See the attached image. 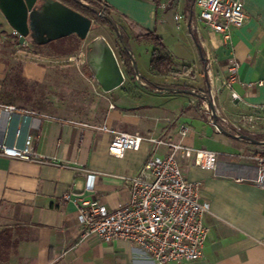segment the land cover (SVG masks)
<instances>
[{
    "label": "crops",
    "instance_id": "crops-1",
    "mask_svg": "<svg viewBox=\"0 0 264 264\" xmlns=\"http://www.w3.org/2000/svg\"><path fill=\"white\" fill-rule=\"evenodd\" d=\"M101 1L125 24L118 26L140 76L125 75V83L109 94L100 90L86 64L62 59L85 53L87 40L72 36L77 49L66 54L52 53L50 44L37 48L40 57L26 54L0 12V106L38 117L32 152L41 158L39 163L0 157V233L15 245L0 264H157L129 242L83 239L77 207L62 201L72 193L95 198L110 210L126 203L130 189L121 178L141 170L151 152L149 138L163 141L158 156L167 155L171 144L218 154L213 171L195 166L192 159H178L186 180L202 185L199 198L209 205L204 217L208 234L201 259L168 264H264V190L255 185L256 158L264 156V145L221 134L205 101L167 91L208 93L226 132L244 131L264 142V0H240L247 19L232 32L231 45L207 28L191 30L188 0H179L176 7L172 0ZM119 16L162 39L175 75L150 71L153 45L136 41ZM207 56L215 61L211 76ZM232 57L239 62L238 75L225 87V66ZM232 92L239 101L231 100ZM243 117H252L259 128L251 130ZM102 126L109 132L99 130ZM115 133L140 135L139 150L111 155ZM86 171L99 174L89 194L84 192Z\"/></svg>",
    "mask_w": 264,
    "mask_h": 264
},
{
    "label": "built area",
    "instance_id": "built-area-1",
    "mask_svg": "<svg viewBox=\"0 0 264 264\" xmlns=\"http://www.w3.org/2000/svg\"><path fill=\"white\" fill-rule=\"evenodd\" d=\"M192 7L195 13L190 22L191 30L200 32L207 28L212 34L219 35L225 45H231L232 32L242 28L247 19L240 0H193ZM161 8L166 9L168 5L162 4ZM11 35L18 42L20 35L14 31ZM17 47L26 54L40 57L37 47L28 40L22 44L18 42ZM62 59L82 66L85 64V53L81 51ZM214 64V58L207 56V75L211 76ZM238 70L239 62L230 58L225 66V87L236 81ZM231 100L239 101L240 98L232 92ZM37 121L38 117L32 112L19 111L14 106H0V157L40 163L41 158L32 152V131ZM241 122L250 129L257 125L252 117H243ZM99 130L109 132L106 126ZM185 133L186 130L182 135ZM142 141L138 134L115 133L108 152L121 157L125 151H138ZM147 142L151 145V152L141 170L135 176L121 178L130 189L126 203L110 210L95 198L72 193L65 194L62 201L77 207L83 239L129 242L157 264L197 261L203 256L208 234L204 217L209 213V205L200 201L202 185L186 180L178 159H192L195 166L213 171L218 154L171 144L167 155L158 156L157 150L164 145L163 141L149 138ZM256 162L255 185L264 190V157H257ZM86 174L84 192L89 194L94 191L99 174L90 171Z\"/></svg>",
    "mask_w": 264,
    "mask_h": 264
},
{
    "label": "water",
    "instance_id": "water-1",
    "mask_svg": "<svg viewBox=\"0 0 264 264\" xmlns=\"http://www.w3.org/2000/svg\"><path fill=\"white\" fill-rule=\"evenodd\" d=\"M72 1L92 12L95 16L106 18L120 45L129 56L135 76L139 78L136 62L123 39L119 26L114 20L109 16H104L101 10L83 1ZM0 12L12 30L20 35L19 44H22L24 40H28L37 47L48 45L69 36H76L79 40L86 41L94 27L92 18L59 0H0ZM85 64L100 90L105 94L119 89L125 83V74L120 62L113 48L102 36L95 37L86 45ZM167 91L190 95L205 101L211 112L213 125L221 134L235 140H245L254 145H264V142L256 141L248 136L233 135L224 131L218 124L214 102L210 96L183 89H167Z\"/></svg>",
    "mask_w": 264,
    "mask_h": 264
},
{
    "label": "trees",
    "instance_id": "trees-1",
    "mask_svg": "<svg viewBox=\"0 0 264 264\" xmlns=\"http://www.w3.org/2000/svg\"><path fill=\"white\" fill-rule=\"evenodd\" d=\"M63 2L65 5L73 8L74 10L92 18L94 22V28H97L98 26H105L110 29L112 33H114L110 23L106 20V18H100L95 16L92 12L82 8L80 5L74 3L72 0H59ZM83 1L103 12L104 16H109L113 19L114 17V12L113 9L107 5L106 3L102 2L101 0H80ZM189 5H188V12L189 14H192V1L193 0H188ZM119 19H122L127 26L129 27L130 30H132L135 34V40L136 41H142V40H147L153 45V51L151 53V59L149 63V69L152 73L161 76V77H167V76H173L175 75V72L173 71V57L163 44L162 39L156 35L154 32L146 31L139 27L137 24H134L127 18L123 16H119ZM122 33V30H121ZM115 34V33H114ZM123 35V33H122ZM117 38V37H116ZM123 39L126 43H128L127 38L123 35ZM118 40V39H117ZM15 44L17 45L18 42L15 41ZM119 44V60H120V65L121 68L124 70L125 75L127 77H132L135 78V74L133 72L130 59L126 51L122 48V46ZM39 48V47H37ZM77 49V48H76ZM75 49V50H76ZM72 52V51H71ZM86 68V67H85ZM203 94H208L206 92H200ZM218 124L221 126V128L225 130L224 125L221 123V121L218 119ZM233 135H243V136H250L251 138L258 140V137L253 136L248 134L247 132L244 131H238V132H230ZM264 157V156H263ZM15 249V245L13 243H9L8 241V236L7 234L0 233V263H4L7 261L11 251Z\"/></svg>",
    "mask_w": 264,
    "mask_h": 264
},
{
    "label": "rangeland",
    "instance_id": "rangeland-1",
    "mask_svg": "<svg viewBox=\"0 0 264 264\" xmlns=\"http://www.w3.org/2000/svg\"><path fill=\"white\" fill-rule=\"evenodd\" d=\"M173 6H177L179 4V0H172ZM193 12L195 13V11L193 10ZM114 22L117 25L123 26L125 28V24L123 22H121L120 20H118L117 18L113 17ZM100 34L104 35L111 43V47L113 48V50L115 51V54L118 57V51H119V44H118V38H116V34L112 33L110 31L109 28L105 27L103 29H96V28H92V32L91 34H89V37L86 41V44H88V42H90L92 39H94L95 37H97V35L100 36ZM72 36L66 37V38H62L59 39L57 41L51 42L49 43L50 48H52V53L55 54H66L68 52L74 51L76 49V47L74 46V44L72 43ZM85 42V41H84ZM128 45V43H127ZM37 47V46H36ZM42 47V46H41ZM129 47V45H128ZM37 91V90H36ZM33 96L35 95V90H33ZM37 99V98H36ZM47 110L50 111L51 105L50 104H46ZM44 107V108H46ZM33 112H36V108L34 107V109H32ZM257 128H259V124L257 123V125L255 126L254 129L251 130H257Z\"/></svg>",
    "mask_w": 264,
    "mask_h": 264
}]
</instances>
